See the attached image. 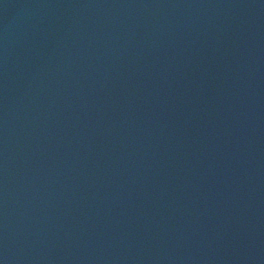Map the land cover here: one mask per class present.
I'll return each instance as SVG.
<instances>
[{
	"label": "water",
	"instance_id": "obj_1",
	"mask_svg": "<svg viewBox=\"0 0 264 264\" xmlns=\"http://www.w3.org/2000/svg\"><path fill=\"white\" fill-rule=\"evenodd\" d=\"M0 264H264V0H0Z\"/></svg>",
	"mask_w": 264,
	"mask_h": 264
}]
</instances>
